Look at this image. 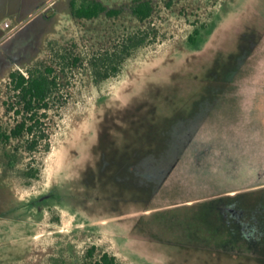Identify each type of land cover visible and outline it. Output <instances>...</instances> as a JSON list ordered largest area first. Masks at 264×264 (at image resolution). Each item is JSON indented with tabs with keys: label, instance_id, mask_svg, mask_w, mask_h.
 Returning <instances> with one entry per match:
<instances>
[{
	"label": "rangeland",
	"instance_id": "obj_1",
	"mask_svg": "<svg viewBox=\"0 0 264 264\" xmlns=\"http://www.w3.org/2000/svg\"><path fill=\"white\" fill-rule=\"evenodd\" d=\"M97 1L118 15L0 0L2 130L19 120L3 106L11 71L61 47L83 60L62 88L60 72L49 151L0 145V264H84L102 252L117 264H264V0H146L143 22L135 0ZM139 29L156 38L95 84L85 60ZM32 156L40 175L27 181L19 171Z\"/></svg>",
	"mask_w": 264,
	"mask_h": 264
},
{
	"label": "trees",
	"instance_id": "obj_2",
	"mask_svg": "<svg viewBox=\"0 0 264 264\" xmlns=\"http://www.w3.org/2000/svg\"><path fill=\"white\" fill-rule=\"evenodd\" d=\"M70 14L75 19L92 20L104 14L107 17L118 15L117 10L107 9L97 0H70ZM154 11L150 1L135 0L131 7L132 16L140 22L147 20ZM152 29H139L122 37L111 48L92 53L85 65L90 70L92 80L99 84L107 79L116 77L125 62L133 52L154 41L150 38ZM199 30L195 29L188 36V43L196 45ZM50 63H36L27 68L25 72L19 70L11 71L8 75L7 99L3 102L5 111L12 113L19 120L15 121L13 127L8 130L0 128V145H9L12 140L23 139L22 149L29 154L39 149L43 152L49 151V135L45 131L48 112L52 109V102L59 91V80L61 72L62 82L67 70L76 69L83 65L79 55L61 47V53H50ZM61 90V98L63 97ZM19 147L15 146L12 152L4 151L3 156L7 165L13 167L17 162ZM32 156L25 169L20 170V176L29 181L36 180L40 175V168L33 163ZM96 247L92 246L86 253L87 260H93ZM84 264H117L116 258L107 252H102L94 261Z\"/></svg>",
	"mask_w": 264,
	"mask_h": 264
},
{
	"label": "crops",
	"instance_id": "obj_3",
	"mask_svg": "<svg viewBox=\"0 0 264 264\" xmlns=\"http://www.w3.org/2000/svg\"><path fill=\"white\" fill-rule=\"evenodd\" d=\"M183 221V223L184 224H182L181 225V230L183 229V230H185L186 232H187V230H191L192 229V227H191V224L190 223H188V221H190V219H183L182 220ZM197 221V225H199V224H203V219H201V218H199L198 220H196ZM150 246V245H149Z\"/></svg>",
	"mask_w": 264,
	"mask_h": 264
}]
</instances>
